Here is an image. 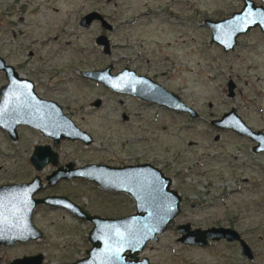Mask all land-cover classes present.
Returning <instances> with one entry per match:
<instances>
[{"label":"rangeland","instance_id":"1","mask_svg":"<svg viewBox=\"0 0 264 264\" xmlns=\"http://www.w3.org/2000/svg\"><path fill=\"white\" fill-rule=\"evenodd\" d=\"M256 2L264 5V0ZM240 7V0H52L41 13L50 17L51 30L38 29L36 35L38 43H55L52 37L59 33L58 44L33 48L38 92L56 101L93 137L88 147L68 141L60 144L54 149L58 164L150 163L172 180L171 187L181 195L184 221L190 218L198 227L207 228L238 215L240 229L255 249L253 261L244 259L243 264H264V153L252 152L250 140L209 125L211 119L234 108L248 127L264 134V39L259 32H250L226 54L210 44L209 29L203 25L204 19H221ZM94 10L113 26L105 34L111 45L109 56L94 43L101 34L98 24L88 29L79 26L80 18ZM2 45L0 32V54H6ZM109 63L115 71L126 66L152 78L195 109L199 119L139 102L79 75ZM42 68L50 80L40 76ZM230 82L233 96L228 92ZM97 99L102 103L94 108ZM124 115L128 121H123ZM22 132L21 145L0 134V185L29 182L38 175L44 185L35 194L37 198L64 195L102 217L134 212L128 196L107 193L86 180L46 185L45 177L55 168L49 165L37 172L28 166L27 155L30 143H50L39 133ZM215 135L220 136L218 142L213 141ZM234 189H240L239 194L227 198ZM33 223L42 238L12 247L0 245V264L35 255L43 256L42 264H71L90 249L91 225L66 210L39 206ZM162 236L139 257H147L151 264L211 262L209 252L177 245L172 230Z\"/></svg>","mask_w":264,"mask_h":264},{"label":"water","instance_id":"2","mask_svg":"<svg viewBox=\"0 0 264 264\" xmlns=\"http://www.w3.org/2000/svg\"><path fill=\"white\" fill-rule=\"evenodd\" d=\"M244 2V9L226 20L203 22V25L211 30V43L222 47L224 52L232 50L236 44V37L246 33L250 28L258 26L264 34V9L255 7L248 0ZM92 21H99L106 31L112 29L97 12L87 14L82 19L81 26L88 27ZM96 43L103 46L105 54H109V42L106 37L97 38ZM81 76L101 84L110 91L130 95L147 103H155L174 112L185 113L191 119L198 117V114L180 97L151 79L137 75L134 71H124L114 76L109 66L101 71L83 72ZM15 95L21 98H17L11 108H4L5 100L0 101V127H3L13 139L15 126L23 124L53 138L54 143H58L59 139H66L71 142L81 141L86 146L91 144V138L65 117L55 103L43 102L33 91L28 95L25 93ZM101 103L100 100H96L92 106L98 108ZM46 114L51 115L48 121L42 119ZM12 119L14 120L10 122ZM210 123L220 130H229L241 138L251 139L256 144L254 152L264 153V134L251 130L234 111ZM56 161V155L48 147L36 148L30 160L37 171H41L48 163L55 166ZM73 179L87 180L104 191L127 195L135 203V213L124 218H101L90 215L65 197L34 198L42 188L41 180L37 177L29 184L0 187V245L12 247L16 243L41 239L43 235L33 223V213L36 207L42 205L66 210L80 221L91 225L87 235L90 249L85 252L86 257L71 264H149L147 259H140L139 255L143 253L147 243L156 241L165 233L179 213L180 198L171 187V179L149 164L124 167L87 165L79 168L69 164L54 171L46 181L53 186L61 180ZM182 229L186 230L187 227L184 226ZM217 232L219 235H216ZM186 233L187 236L182 242L189 245L204 246L206 239L226 238L229 241L236 239L241 244L246 259L252 260L250 248L232 230L209 229ZM42 263L43 256L35 255L14 259L10 264Z\"/></svg>","mask_w":264,"mask_h":264},{"label":"flooded vegetation","instance_id":"3","mask_svg":"<svg viewBox=\"0 0 264 264\" xmlns=\"http://www.w3.org/2000/svg\"><path fill=\"white\" fill-rule=\"evenodd\" d=\"M51 1L52 0H41L40 3H38V0H0V32H1V37H2L3 50H7L6 54L5 53H1L0 54V101H1V99L5 100V105L3 104L4 108H8V107L11 108L10 106L13 105L16 102L17 98H21V97H17L15 95V93H20V94L21 93H25V94L28 95L31 91H33V93L37 96V98L42 100L43 102H52V103H55L57 106H59L60 109H61L62 114L65 117H67L68 119L71 120V118L64 112V110L61 108V106L56 101H54L53 99H51L49 97H43V95H41L38 92V88H39V83L38 82L39 81L36 79V72H38V67H37V63L35 61V58H36L37 55H36V53L34 51L33 46L40 45L41 47H44L47 44H51L52 43V42H49V43H38V39H37V35H36L37 32H38V29L40 30V32L44 28H46L47 30H51V29H49V27L52 25V21H50V17L45 18L41 14L43 12L42 9L43 8L46 9ZM106 1L110 2L111 0H106ZM248 1L253 3V5L255 7H261V8L264 9V5L262 3H257L256 0H248ZM240 2H241L240 9L238 11L232 12L229 16L221 18V19H217V20L204 19V21L205 20H211L213 22H217V21L226 20V19L232 17L233 14L239 13V12H241L244 9V7H245L244 0H240ZM93 12H97L100 16H102L108 22L107 18L103 14H101L100 11H98V10H94V11L88 12L87 14H90V13H93ZM164 13H167V11L164 10ZM87 14H85L84 16H82L80 18V20H79L80 28L88 29L93 24H95V23L98 24L99 29L101 31V34L98 35L94 39V43H95L96 46L102 48V52H103L104 55L109 56L111 54V45H110V41H109L108 37L105 34L106 33H110L113 30V26L108 22L112 26V29H111V31H106V30H104L101 27L99 21H92L89 24L88 27H83V26H81V22H82V19ZM150 14H152V13H147V16H149ZM152 15H154V14H152ZM208 29H209V32H210V40H209V42H210V44L216 45L215 43H211V30H210L209 27H208ZM253 31L259 32V34L262 36V39H264V34L260 31L258 26H255L254 28H250L246 33L240 34V35H238L236 37V44L234 45L232 50H230L228 52H224V49L222 47H220L218 45H216V46L220 47L222 49V51L224 53H226V54H228L230 52H233L235 47H237L238 39L240 37H244V36L248 35L250 32L252 33ZM102 36L106 37L108 42H109V54H105L103 46L97 45V43H96L97 38L102 37ZM58 40H59V33H57L56 36L52 37V41L55 42V43H52V44H58L57 43ZM31 48H33V49H31ZM109 66H111V74L114 75V76H116L117 74L122 73L124 71H134L136 73V71L134 69H130L129 67H126V66L123 67L122 69H119V70L115 71V65H113L112 63H109V64H107V66H105L104 68H101V69H92V70L80 71L79 75H80L81 78H83L81 76V73H83V72L101 71V70H103V69H105V68H107ZM39 73H43V74H40V76L45 78L47 81L50 80V76L47 74V72L45 71L44 68H42L41 71H39ZM136 74L137 75H141V74H138V73H136ZM141 76H145V77L151 79L153 82L158 83V82H156L155 80H153L152 78H150V77H148L146 75H141ZM84 80H86V79H84ZM86 81L98 84V83H96L94 81H90V80H86ZM99 85H101V84H99ZM231 86H232V91L230 92ZM228 88H229L228 89L229 95L233 96L234 85H233L232 82L229 83ZM167 91H169V90H167ZM169 92H172V91H169ZM175 95H177V94H175ZM127 96H129L131 98H134L135 100H137L139 102H142V103L157 107L159 109L169 110V111H171V112H173L175 114L186 115V116H188L189 119H191L189 117V115H187L185 113L174 112V111H172V110H170V109H168V108H166L164 106H160V105L155 104V103H147V102L141 101L138 98H135V97L130 96V95H127ZM97 100H99V99H97ZM95 101L96 100H94L93 103ZM92 107L96 108L95 106H92ZM189 107L191 109H193L191 106H189ZM193 110L198 114V117L196 119H199V113L195 109H193ZM231 111H234L235 114L239 117V115L236 113L234 108L230 109L228 112H226L224 114H228ZM224 114H222V116ZM50 116L51 115L46 114L45 116H42V119L48 121ZM4 119H6V118L4 117ZM196 119H191V120H196ZM219 119H211L210 122L214 121V120H219ZM13 120L14 119L10 120V122L13 121ZM128 120H129V117L124 115L123 121H128ZM210 122H209V125L211 127L215 128L214 126L211 125ZM5 125H6V127L8 126L7 123ZM74 125L80 131L86 133L91 138V141H92L91 144H93V137L88 132H86V131L82 130L81 128H79L75 123H74ZM9 126H11V124H9ZM23 129H26V131H28V132L39 133L41 136H43L44 140H47L50 143L49 145L45 144V145H35V146H32L31 143H30V148L28 150V152H30V153L27 155V160L29 162L28 166H31L35 171H37V170L33 167V165L31 164L30 160H31V158H32V156H33V154L35 152V149L39 148V147H48V148H50L51 152H53L56 155V157H57V161H56V165L55 166L52 165L51 163H48L47 165L44 166V168H45L46 166L51 165L52 167L55 168L48 176H50L54 171H56V170H58L60 168H64L66 165H69V164H72L74 168H79V167H75L73 163H66L64 165L58 164L60 162L59 154H57L54 151V149L58 148V146L60 144L65 143L66 141H68L66 139H59L58 143H54L53 138L48 137V136H44L39 130H37V129L31 127V126L23 125V124H19V125L15 126V131H14L15 139H13V137L3 127H0V134L2 133L1 135L4 137V140H8L11 143H14V144L18 143V144L21 145L23 143V137H24L23 136V132H22ZM215 129L220 130L218 128H215ZM222 131H224V130H222ZM216 137H218V138L216 139ZM219 139H220V136L219 135H215L214 138H213V141L214 142H218ZM244 139H248V140H250L253 143V145L251 146L252 147L251 150H252V152H254V147L256 146V144L251 139H249L247 137H242V140H244ZM68 142H71V141H68ZM74 142L81 143L84 146H86L81 141H74ZM90 145H88V146H90ZM88 146H86V147H88ZM256 154H259V153H256ZM143 164H149V165L153 166L150 163H142V164L138 163V164H135V165H143ZM87 165H105V164H86L84 166H87ZM84 166H82V167H84ZM106 166H109V165H106ZM124 166H127V165H124ZM124 166H113V167H124ZM110 167H112V166H110ZM153 167H155V166H153ZM157 169H159V168H157ZM0 171H1V167H0ZM48 176L45 177L44 181H45V184L50 186V187H54L58 183H60L62 181H69V180H61L58 183H56L55 185L51 186V185L48 184V181H46V178ZM37 177L41 180V185H42V188H43L44 182L40 178V176H38V175L33 176L32 179L29 182L14 183V184H4V185H0V187L6 186V185H18V184L25 185V184H29V183L32 182V180L34 178H37ZM78 180H80V179H78ZM235 181L238 182V178H236ZM92 185H94L97 189L99 188L96 184L92 183ZM100 190H102V189H100ZM173 190L179 195V198H180L179 213H178L177 217L174 219V221L171 222L170 225L167 227V230L165 232H167L168 230L169 231L172 230V232L174 233V236H175V243L177 245H179L181 248H185V249H199V250H205V251L209 252L210 258L212 259L209 264H243L244 259H246V255L243 252L241 244L236 239L231 240V241H229L226 238H220V239H217V240L206 239L204 246L189 245V244H184L182 242V239L185 236H187L186 232L190 233V232H193L195 230L204 231V230H209V229H212V230L228 229V230L234 231L238 235V237L241 240H243L248 245V247L251 250L252 256H253L251 261H253L255 249L250 246V244L246 240V237H245V235L243 233V230L240 229L241 225H240V222H239L240 220L238 219V217H239L238 215H235V217H233V220H230V221H228L225 224L221 223V224L209 226L207 228H200V227L197 226V224L193 220L191 221L190 218H188V220H185V221L183 220L182 214H181L182 213V208H181L182 198H181V195L175 189H173ZM102 191H104V190H102ZM105 192L113 193V194H119V193H114V192H109V191H105ZM234 192H237L236 194H239L238 192H240V189L232 190L228 194L227 198H229L231 196V194L234 193ZM119 195H123L124 197H127V195H125V194H119ZM51 196L65 197L68 200H70L68 197H66L64 195H48V196H45V197H51ZM34 198H37V197L34 196ZM71 202H73V201H71ZM132 204H133V207H134V212L132 214L121 216V217H102V216H99V215H92L90 213L89 214L92 215V216H97V217H101V218H110V219L124 218V217L131 216V215H133L135 213V210H136L135 209V203L133 202ZM76 205L79 206L78 204H76ZM45 207H47V206H45ZM79 207L82 208L81 206H79ZM82 209L84 211H86L84 208H82ZM86 212L88 213V211H86ZM176 219H178V222H176ZM184 226L187 227L186 230L182 229V227H184ZM216 235H219V233L217 232ZM161 237H163V236L160 235L156 241L147 243L145 248H144L143 253L140 254V255H143L146 252L147 247L150 244H153V243L157 244ZM142 258L147 259L149 264H151L150 260L147 257H142ZM142 258H140V259H142Z\"/></svg>","mask_w":264,"mask_h":264}]
</instances>
